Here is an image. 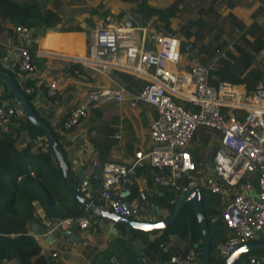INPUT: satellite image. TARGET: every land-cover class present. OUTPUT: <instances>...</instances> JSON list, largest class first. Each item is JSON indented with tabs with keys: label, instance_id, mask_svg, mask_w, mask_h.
Returning a JSON list of instances; mask_svg holds the SVG:
<instances>
[{
	"label": "crops",
	"instance_id": "crops-1",
	"mask_svg": "<svg viewBox=\"0 0 264 264\" xmlns=\"http://www.w3.org/2000/svg\"><path fill=\"white\" fill-rule=\"evenodd\" d=\"M32 1L41 9L47 8L57 13L60 17V28L73 30H58L53 35L43 32L40 36L41 29L20 27L23 29L21 34L16 31V26L0 18V58H5L13 45L25 44L32 49L34 63L32 81L42 91H45L46 83L50 79L56 81L55 95L50 98L47 108L40 112L41 115H47L55 130L60 131L58 124L71 108L85 102V93L88 90L108 83L79 62L69 59H83L84 56L80 52L84 50L83 35L85 37L99 26L116 25L124 19H130L135 25L145 27L150 32L172 33L181 43L193 42L196 46L194 55L203 62L216 64L218 60L225 58L233 71L241 73L240 78L243 81L237 84L238 86L250 89L254 75H259L258 79L264 80V70L259 64L264 57V0H143L145 7L162 8L166 11L168 32L164 31L163 22L156 14L147 17L145 7L137 10L139 1L136 3L128 0ZM236 47L252 56L246 68L237 60ZM75 63L85 68L87 74L79 72V67L74 65ZM177 67L180 70H187L189 59L182 55ZM2 68L11 70L16 82H20V78L12 71V65ZM93 74L97 76V80L92 79ZM116 76L118 83L125 89L123 99L120 102H107L97 108H91L87 118L78 125L68 131H61L64 156L71 175L84 194H91V190L96 192L99 190V182L93 178L92 173L87 172L86 165L89 162L95 161L99 164L113 162L129 166L134 160L133 153L136 150L145 151L148 147V124L156 115L155 109L140 101L131 104L133 96L143 82L140 83L133 78L126 79L119 74ZM210 77L214 81L217 80L215 75ZM6 94L7 90L0 85V95ZM7 100L12 101L10 98ZM17 112L21 116L19 110ZM190 144L196 147V155L199 158H206V161L212 153L211 145L215 147V143L208 141V132L205 129H198ZM79 168L84 169V177L88 179L84 187L77 179L76 173ZM121 181L112 190V195L122 203L134 209L142 202L144 210L149 211L147 220L153 221L170 215L164 206L166 194L170 192L152 183L148 167L135 168L127 190L122 188ZM215 199V196L210 195L205 199L202 208H219L217 199L216 204L214 202ZM152 203L155 204L154 207ZM156 207L162 216L155 215ZM133 217L143 216L141 213ZM213 217L210 219L211 222H214ZM54 218L56 217L51 219L46 217L42 208L34 203V218L28 221V233L41 246L44 254L55 253L53 259L56 264H138L131 239L119 232L121 229L119 225H112L106 219L95 217V231L74 228L71 231L72 240L55 230L48 234L53 242L45 241L47 235L34 234L31 223L42 226L44 233V227ZM166 231L167 229L135 234V237L141 240L139 251L143 264H173L169 258L182 253L181 250L186 247L187 237L180 231L167 233ZM172 233L177 234L178 238L172 239ZM215 233L218 234L214 238L223 235L222 239H225L228 236V231L223 228ZM1 264L18 263L11 259ZM190 264H200V259L196 257Z\"/></svg>",
	"mask_w": 264,
	"mask_h": 264
},
{
	"label": "built area",
	"instance_id": "built-area-1",
	"mask_svg": "<svg viewBox=\"0 0 264 264\" xmlns=\"http://www.w3.org/2000/svg\"><path fill=\"white\" fill-rule=\"evenodd\" d=\"M15 29L22 34L20 26ZM84 50L83 59L77 62L108 83L85 93V102L71 108L61 121L62 130L78 125L91 108L123 99L125 89L118 83L117 73L142 80L131 104L140 101L156 112L148 124L147 149L136 150L129 166L101 163L99 190L93 197L84 195L100 208L126 217L128 209L112 200V190L133 167L146 166L152 183L172 194L170 203L189 187H202L216 197L219 208L213 220L218 219L228 231V236L214 245L216 254L225 257L245 243L264 242V233L261 238L257 234L264 227V80H255L250 89L219 80L211 84L210 71L215 63L197 59L193 42L181 43L172 33L150 32L130 19L92 29L85 38ZM182 55L189 59L187 70L177 67ZM259 64L264 70V57ZM9 65L20 84H31L24 90L34 109L38 113L46 109L56 93V81L50 79L45 91L32 81L34 63L27 45H13L7 56L0 58L1 68ZM13 107L12 101L0 99V126ZM199 128L205 129L208 141L215 143L208 156L210 167L206 158H195L189 150ZM98 165L89 162L87 172L93 174ZM95 217L84 210L79 215L54 218L44 227L43 235L71 226L95 231ZM50 255L54 257L55 253ZM196 255L193 248H188L169 260L173 264H190ZM234 264H264V254L239 257Z\"/></svg>",
	"mask_w": 264,
	"mask_h": 264
},
{
	"label": "trees",
	"instance_id": "trees-1",
	"mask_svg": "<svg viewBox=\"0 0 264 264\" xmlns=\"http://www.w3.org/2000/svg\"><path fill=\"white\" fill-rule=\"evenodd\" d=\"M142 1L139 0L137 3V10H142V7H145ZM145 8L146 16L156 14L163 22L162 28L168 32L166 11L162 8ZM0 18L7 20L14 26L41 30L54 26L60 21L57 13L47 8L41 9L32 0L24 2L0 0ZM67 30L73 29H65L64 27L59 29V31ZM236 49L238 52L237 60L246 68L252 56L245 50L237 47ZM28 51L33 57L32 49L28 48ZM69 54L74 55L71 52ZM74 65L79 67V72L86 73L85 68L79 63ZM0 69L6 71L15 80L11 70L1 67ZM117 74L126 79H131V76L125 73ZM240 74L233 71L225 58L218 60L214 69L210 71V76L215 75L217 80L233 84H239L243 81ZM258 78L259 75H254L253 80L255 81ZM216 81L209 77L211 84H215ZM16 84L25 95L37 117L49 126L54 138L64 152V146L61 144L63 137L61 134L63 130L60 128L61 122L58 124L60 131L53 129L47 115L44 116L38 113L30 103L31 97L24 89L31 84L28 81L22 84L16 82ZM0 85L7 90L3 83L0 82ZM4 98L12 99V96L7 91L5 96L0 95V99ZM12 104H14V107L10 112H6L5 120L0 126V264L11 259H15L18 264H56L53 257L44 254L41 246L28 233V221L34 218V203H37L42 208L45 216L50 219L79 215L84 210L68 191L58 163L44 138L43 131L19 115L13 100ZM183 104L184 107L189 106L188 103ZM43 147L46 148L45 151L42 150ZM189 150L197 158L196 147L191 146ZM185 182L183 183L185 184ZM200 189L201 202L204 206L205 199H208L212 194L202 187ZM172 198V194L167 193L164 201V206L169 213H171L175 204L174 201L170 203ZM203 212L207 225L208 222L211 225L209 229L211 235L209 264H219L222 262L223 257L216 254L213 247L217 241L223 239H213L212 234L219 232L224 227L218 219L214 222L210 221L211 217L217 215L218 207H212L211 209L203 207ZM172 231H180L183 236L187 237L186 247L181 250L182 253L188 248H193L197 254L196 257L201 259V234L190 205L167 228L166 233ZM194 243H198V245L194 247ZM257 253L264 254V251H257ZM257 253L250 255H257Z\"/></svg>",
	"mask_w": 264,
	"mask_h": 264
},
{
	"label": "water",
	"instance_id": "water-1",
	"mask_svg": "<svg viewBox=\"0 0 264 264\" xmlns=\"http://www.w3.org/2000/svg\"><path fill=\"white\" fill-rule=\"evenodd\" d=\"M60 29V24L57 23L54 26H50L45 28V32L49 31H58ZM70 60L77 61L78 59L69 58ZM0 82L3 83L7 91L11 94L12 100L15 103L17 109L19 110L23 119L27 120L29 123L37 126L39 129L43 131L44 138L47 141V144L50 146L54 158L58 163V166L61 170L62 176L66 183L67 189L73 198L77 201V203L86 211L91 212L92 214L96 215L99 218L106 219L112 223V225H119L121 227L119 232H122L125 236H128L131 241L132 245L136 251L137 255V263L143 264V258L141 257L139 248L141 245V240L138 237H135V234L138 233H148L151 231L157 230H165L169 226H171L175 220L183 213V211L190 205L192 212L195 216L198 229L201 234V259L200 264H209V254H210V246H211V235L209 232V228L207 225V220L202 208V197H201V189L199 187H189L181 195L178 197L177 201L175 202L173 209L170 215L166 218H161L157 220H147L149 217V211L144 210L143 203L141 202L136 208H131L127 206L125 203H122L116 196L112 195V200L116 204H120L129 211V215L126 217H121L117 214L110 212L108 209L100 208L96 203L90 201L89 197H86L81 190L79 184L75 181L74 177L71 175L69 165L65 159L64 152L60 148L59 144L57 143L56 139L53 136V133L49 126L40 120L35 112L33 111L32 107L30 106L28 100L26 99L23 92L20 90L18 85L16 84L15 80L6 72L0 69ZM42 150H46L45 147ZM211 166V159L208 158L206 161ZM100 167L101 163L97 166L93 173V178L99 182L100 180ZM136 167H133L131 171H129L125 177L121 181V186L124 190H127L128 184L131 180V175L134 172ZM187 174V173H185ZM77 179L81 182V186H86L88 183V179L84 177V169L79 168L77 170ZM89 190L88 187H86ZM91 190V189H90ZM91 194L95 195L96 191L91 190ZM143 201V199H141ZM154 207L155 204L152 203ZM155 215L157 217L162 216L159 209L156 207ZM142 213L141 218L133 217L134 215H139ZM156 225H162V227H156ZM31 229L35 235H43V227L37 225L36 223H31ZM74 229L71 226L69 229L60 230L55 229L56 232L60 234L67 235L70 240H72L73 235L71 231ZM264 233V227L261 228L260 231L257 232L258 238L262 237ZM172 239H177L178 236L175 233L171 234ZM45 241L53 242L50 236H45ZM197 244H194L195 247ZM244 249V251H240ZM263 250L264 251V242L261 240L245 243L239 247H237L234 251L229 253L227 256L223 257V260L219 264H234L239 257L243 254L250 252L251 250Z\"/></svg>",
	"mask_w": 264,
	"mask_h": 264
},
{
	"label": "rangeland",
	"instance_id": "rangeland-1",
	"mask_svg": "<svg viewBox=\"0 0 264 264\" xmlns=\"http://www.w3.org/2000/svg\"><path fill=\"white\" fill-rule=\"evenodd\" d=\"M43 32H45V29H43L42 30V32H41V35L40 36H42V33ZM87 37V35H85V37H84V35H83V44H84V46H85V38ZM84 51L85 50H80V52L82 53V56H84ZM67 53H69V52H67ZM41 59H44V58H41ZM14 78H15V76H14ZM97 78V76L95 75V74H93V80H97L96 79ZM15 80H16V78H15ZM136 80H138V82H140V83H142L143 81L142 80H140V79H136ZM199 130H202V128H199ZM201 138V137H200ZM190 143H192V141H190ZM189 145H191V144H189ZM191 147V146H190ZM214 149V145H211V150H213ZM201 174H199L198 176H200ZM184 181H186L185 179H183ZM254 185L256 186V183H254ZM214 196V195H213ZM215 204H216V199H215ZM222 225V224H221ZM208 228L210 229L211 228V225H210V223L208 222ZM217 234L218 233H213L212 234V238L214 239V237H216L217 236ZM219 234H221V233H219ZM218 237H220V238H222L223 237V235H218ZM227 237V236H226ZM225 237V238H226ZM215 241V240H214ZM257 251H261V250H259V249H255V250H251L250 252H248V253H245V254H243L242 256H241V258L242 257H246V256H248V255H250V254H256L257 253ZM257 254H259V253H257Z\"/></svg>",
	"mask_w": 264,
	"mask_h": 264
},
{
	"label": "bare ground",
	"instance_id": "bare-ground-1",
	"mask_svg": "<svg viewBox=\"0 0 264 264\" xmlns=\"http://www.w3.org/2000/svg\"><path fill=\"white\" fill-rule=\"evenodd\" d=\"M56 31H49V32H46L48 35H53Z\"/></svg>",
	"mask_w": 264,
	"mask_h": 264
},
{
	"label": "snow or ice",
	"instance_id": "snow-or-ice-1",
	"mask_svg": "<svg viewBox=\"0 0 264 264\" xmlns=\"http://www.w3.org/2000/svg\"><path fill=\"white\" fill-rule=\"evenodd\" d=\"M156 227H162V225H156ZM240 251L242 252L244 249H241Z\"/></svg>",
	"mask_w": 264,
	"mask_h": 264
}]
</instances>
